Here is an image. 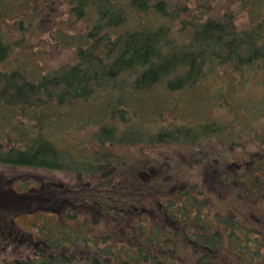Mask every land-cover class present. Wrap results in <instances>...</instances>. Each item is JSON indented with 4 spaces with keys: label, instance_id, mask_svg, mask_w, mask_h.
I'll return each instance as SVG.
<instances>
[{
    "label": "trees",
    "instance_id": "1",
    "mask_svg": "<svg viewBox=\"0 0 264 264\" xmlns=\"http://www.w3.org/2000/svg\"><path fill=\"white\" fill-rule=\"evenodd\" d=\"M65 3L70 16L86 23V31L77 36L79 41L73 39L76 61L36 79L18 67H3L17 42L3 32L0 9V164L57 170L78 180L96 177L100 191L91 199L100 212L112 213L113 206L99 193L112 185L123 161L110 148L194 145L222 139L227 129L220 119L196 124L162 119L146 125L143 104L136 96L157 86L169 93L188 89L224 66L255 73L264 84V14L254 16L247 27L237 28L231 10L179 21L188 8L178 0ZM148 12L159 17L157 25L141 21L134 28L127 26L132 13ZM177 21L179 28H175ZM80 103H101L100 108L88 111L92 131L85 141L61 148L51 130L63 129L62 116ZM82 123L77 130L89 126V121ZM221 178L237 188L238 196L259 198L264 194V153L251 156L244 166L235 158L231 167H223ZM159 206L162 216L158 219L149 212L136 215V244L109 233H94L89 226L96 224V216L72 227L50 216L38 231L44 246L33 259L2 264H180L184 244L191 250L193 264H206L222 245L236 263L261 264L259 229L233 213L214 209L211 197L197 184L178 188ZM78 245L83 257L74 252Z\"/></svg>",
    "mask_w": 264,
    "mask_h": 264
},
{
    "label": "rangeland",
    "instance_id": "2",
    "mask_svg": "<svg viewBox=\"0 0 264 264\" xmlns=\"http://www.w3.org/2000/svg\"><path fill=\"white\" fill-rule=\"evenodd\" d=\"M178 1L188 8L179 21L231 10L236 27L244 28L254 16L264 14V0ZM208 6L211 9L202 14ZM0 9L4 16L3 32L11 42H17L3 65L5 69L18 67L36 79L76 61L75 42L86 31V23L70 16L65 0H4ZM141 21L157 25L160 19L151 12L132 13L127 26L134 28ZM179 21L175 28H179ZM260 79L255 73H240L224 66L188 89L169 93L157 86L136 96L143 104L146 125H156L162 119L174 124L220 119L227 129L222 139L194 145L137 144L110 148L123 164L112 177V185L104 189V194L98 193L113 206L115 215L100 212L91 199L93 193L100 191L96 177L78 180L57 170L0 164V264L33 259L44 246L38 231L50 216L69 227L96 216V224L89 226L94 233H109L118 240L129 239L136 244V215L149 212L160 218L161 200L192 184L211 197L214 209L233 213L257 227L263 236L264 254V194L257 199L238 196L237 188L221 178L223 167H231L235 158L244 166L251 156L257 158L264 153V84ZM80 104L70 107L62 116L59 122L63 129L51 130L61 148L85 141L92 131V114L88 111L100 108L101 103ZM83 120L89 121V126L77 130ZM180 251V264L194 263L188 245H182ZM74 252L84 256L80 245ZM206 264L242 263L234 262L222 245Z\"/></svg>",
    "mask_w": 264,
    "mask_h": 264
}]
</instances>
